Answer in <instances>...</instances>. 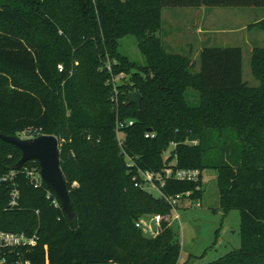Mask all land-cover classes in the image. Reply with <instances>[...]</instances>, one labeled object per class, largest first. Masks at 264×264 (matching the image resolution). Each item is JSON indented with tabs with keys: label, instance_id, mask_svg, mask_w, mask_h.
I'll list each match as a JSON object with an SVG mask.
<instances>
[{
	"label": "trees",
	"instance_id": "obj_1",
	"mask_svg": "<svg viewBox=\"0 0 264 264\" xmlns=\"http://www.w3.org/2000/svg\"><path fill=\"white\" fill-rule=\"evenodd\" d=\"M201 5L264 7V0H0V133L57 137L74 212L69 219L52 203L53 192L47 197L45 183L33 187L22 171L0 181V230L39 236L27 257L181 264L178 233L168 221L152 238L135 226L144 214L171 211L135 185L137 167L173 165L215 170L220 206L240 214L239 247L205 264H264V47L250 54L256 86L242 79L240 46L204 45L197 61L173 51L160 34L163 7ZM249 26L264 29V17ZM128 34L142 65L118 50ZM119 75L127 79L114 84ZM131 91L141 94L139 106L126 100ZM121 120L133 123L117 138ZM20 156L0 138V175ZM33 164L39 165L23 166ZM12 184L19 199L11 208ZM197 184L167 179L160 190L196 199Z\"/></svg>",
	"mask_w": 264,
	"mask_h": 264
},
{
	"label": "rangeland",
	"instance_id": "obj_2",
	"mask_svg": "<svg viewBox=\"0 0 264 264\" xmlns=\"http://www.w3.org/2000/svg\"><path fill=\"white\" fill-rule=\"evenodd\" d=\"M197 7H171L162 9L163 35L175 52L184 53V44L188 41L198 42L202 37L212 40V46H240L243 51L242 79L250 86L258 85V81L250 72V54L254 46L264 47V29L250 27L253 21L264 16V7L254 6H213V9L202 15L197 14ZM233 15V16H232ZM252 22V23H251ZM247 25V28L244 26ZM201 29L202 34H195ZM233 42V43H232ZM236 42V43H234ZM118 50L137 64H144L145 57L137 47L134 35H125L118 40ZM119 75L114 84L126 80ZM113 90L116 89L113 85ZM20 136L25 137V134ZM119 137L122 134L118 133ZM216 172L203 169L196 191L200 196L196 199L185 198L178 201L175 210L160 213L161 221L166 220L178 233L181 246L179 261L181 264H205L216 260L228 251L240 245V214L237 209L225 212L219 204L216 185ZM154 197L159 191L148 190ZM157 212L141 216L144 223L143 233L152 238L158 226L153 220Z\"/></svg>",
	"mask_w": 264,
	"mask_h": 264
},
{
	"label": "built area",
	"instance_id": "obj_3",
	"mask_svg": "<svg viewBox=\"0 0 264 264\" xmlns=\"http://www.w3.org/2000/svg\"><path fill=\"white\" fill-rule=\"evenodd\" d=\"M58 67L61 69L60 65ZM132 123V120L116 121L117 138H120L118 136L119 129L127 124L131 125ZM144 136L152 138L154 137V133L152 131H147L145 132ZM193 143H195V141H193ZM172 145H174V143H172ZM128 161L129 166L135 165L130 158ZM16 171H22L33 187L37 188L42 186L43 181L41 180L39 174V165L36 166L34 164L22 166L21 169L18 170H10L9 174L0 175V181L11 179L15 175ZM136 171L137 176H134L136 180L135 185L145 191H148L150 188L157 189L159 191V197L163 198L171 206V210L176 209V204L181 200L182 195L175 194L173 196H169L164 194L160 190V187L164 185V182L167 179L198 182L201 175V171L197 168H181L175 167L173 165L164 166L160 171L156 172L142 170L138 167ZM196 187L198 188V184ZM50 192L52 191L48 189L47 197H49ZM189 194V191L185 192V195ZM18 199L19 189L15 184H12L9 191V207L12 208L17 206ZM52 203L54 205H60L56 197L52 199ZM161 218L162 217L160 214H154L153 219L151 220L159 225ZM135 226L143 229L144 223L141 217L135 221ZM158 230L159 226L156 230V233ZM38 238L39 236L36 230L30 234H26L24 232L0 230V264H53L45 259L43 261H34L30 257L26 256V253L30 252L37 245Z\"/></svg>",
	"mask_w": 264,
	"mask_h": 264
},
{
	"label": "water",
	"instance_id": "obj_4",
	"mask_svg": "<svg viewBox=\"0 0 264 264\" xmlns=\"http://www.w3.org/2000/svg\"><path fill=\"white\" fill-rule=\"evenodd\" d=\"M128 103L140 105L142 96L138 91L127 94ZM0 138L20 150V158L10 166V170L21 169L29 160H36L39 164L41 180L57 198L62 211L69 219L74 216L71 208L69 191L60 168L58 139L53 134H39L36 136L22 137L19 135H5L0 133ZM174 151L170 150L173 155Z\"/></svg>",
	"mask_w": 264,
	"mask_h": 264
},
{
	"label": "crops",
	"instance_id": "obj_5",
	"mask_svg": "<svg viewBox=\"0 0 264 264\" xmlns=\"http://www.w3.org/2000/svg\"><path fill=\"white\" fill-rule=\"evenodd\" d=\"M196 12H197V14L199 13H202V15L203 14H205V13H208V12H212V10L213 9H208V7L207 6H204V5H201V6H198L197 8H196ZM233 16V15H232ZM262 17H264V16H262ZM262 17H260V18H262ZM161 18H162V20H163V17H162V12H161ZM259 18V19H260ZM255 21H257V20H255ZM255 21H253V22H255ZM252 23V22H251ZM244 28H247V25H245L244 26ZM196 33L195 34H199V35H201L202 34V31H201V29H196V31H195ZM163 33V30L161 29V31H160V34H161V36H162V39H163V42L166 44V45H168L169 46V43H168V41H166V36L165 35H163L162 34ZM213 43V41L212 40H210V39H208L207 37H202L201 39H199L198 40V42H192V41H188V42H186L185 44H184V48H185V50H184V52L185 53H190V55H191V57L194 59V60H198V55H199V51H200V49L202 48V46H204V45H211ZM233 43V42H232ZM234 43H236V42H234ZM238 44H236V45H234V44H232V45H229V46H237ZM170 47V46H169Z\"/></svg>",
	"mask_w": 264,
	"mask_h": 264
}]
</instances>
